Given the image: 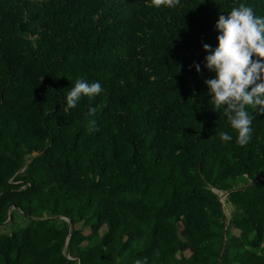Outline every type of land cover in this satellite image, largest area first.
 I'll list each match as a JSON object with an SVG mask.
<instances>
[{
    "label": "trees",
    "instance_id": "16d2710c",
    "mask_svg": "<svg viewBox=\"0 0 264 264\" xmlns=\"http://www.w3.org/2000/svg\"><path fill=\"white\" fill-rule=\"evenodd\" d=\"M241 3L264 16V0H0V264H264V112L238 145L205 84L203 44ZM77 78L102 91L65 112Z\"/></svg>",
    "mask_w": 264,
    "mask_h": 264
},
{
    "label": "clouds",
    "instance_id": "9594fccd",
    "mask_svg": "<svg viewBox=\"0 0 264 264\" xmlns=\"http://www.w3.org/2000/svg\"><path fill=\"white\" fill-rule=\"evenodd\" d=\"M156 6L174 7L177 0H152ZM217 44H203L207 53L204 67L215 75L205 80L213 111L223 110L235 132V143L245 145L252 132V117L248 109L264 112V16L254 14L251 7L241 3L227 15H219L215 25ZM197 73L201 71L196 64ZM102 91L99 81L77 78L64 97V111L75 108L83 97L92 99ZM95 112L88 109V116ZM223 142L231 141L227 131L218 133ZM134 264H143L137 259Z\"/></svg>",
    "mask_w": 264,
    "mask_h": 264
},
{
    "label": "rangeland",
    "instance_id": "374dc122",
    "mask_svg": "<svg viewBox=\"0 0 264 264\" xmlns=\"http://www.w3.org/2000/svg\"><path fill=\"white\" fill-rule=\"evenodd\" d=\"M264 179V176L262 177ZM248 185H250V181H247V180H244V179H241L239 182H238V187L239 188H246ZM215 190V189H214ZM217 196H218V199L221 201L222 205H223V211L225 213V216L227 218V222L229 223V221L231 220V216H232V207L227 203V196L224 195L225 192H221V191H217L215 190L214 191ZM14 211V209H11L10 211V217L12 216V212ZM15 215V226L17 225L20 229L24 227L25 225V221L23 219H21L16 213L14 214ZM234 234H238L239 233L237 231H234L233 232ZM68 256V255H67ZM69 257V256H68Z\"/></svg>",
    "mask_w": 264,
    "mask_h": 264
},
{
    "label": "water",
    "instance_id": "95a60500",
    "mask_svg": "<svg viewBox=\"0 0 264 264\" xmlns=\"http://www.w3.org/2000/svg\"><path fill=\"white\" fill-rule=\"evenodd\" d=\"M256 181H257V180H255L254 182H256ZM224 195L227 196L228 193H225ZM219 201H220V200H219ZM220 203H221V201H220ZM221 206H222V208H223L222 203H221ZM62 219H64V218H62ZM69 223H70V222H69ZM227 226H228V222H227V218H226L225 231H226ZM70 235H71V229H69V235H68V239H67V241H66V249L68 248V245H69ZM223 251H224V248H223ZM223 251L221 252V255H222ZM221 255H220V256H221ZM68 258L72 260L71 257H68ZM79 264H80V263H79Z\"/></svg>",
    "mask_w": 264,
    "mask_h": 264
}]
</instances>
